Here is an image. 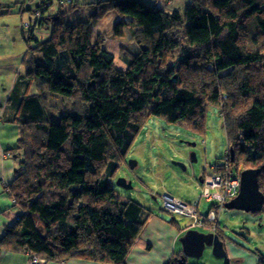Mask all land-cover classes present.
<instances>
[{
	"label": "trees",
	"instance_id": "trees-1",
	"mask_svg": "<svg viewBox=\"0 0 264 264\" xmlns=\"http://www.w3.org/2000/svg\"><path fill=\"white\" fill-rule=\"evenodd\" d=\"M57 1L58 12L47 15L53 0H42L23 27L32 36L14 85L34 92L23 112L21 97L17 116L20 160L7 189L19 214L0 236V254L126 264L152 212L116 195L118 165L104 170L125 162L150 117L204 132L207 108L217 106L229 134L225 157L238 171L259 169L264 195V0H188L181 12L144 0H97L74 24L63 19L70 0ZM110 11L119 17L114 36L131 26L136 42V55L118 54L123 69L102 36L92 37ZM36 28L49 37L34 39ZM178 256L166 264H178Z\"/></svg>",
	"mask_w": 264,
	"mask_h": 264
},
{
	"label": "rangeland",
	"instance_id": "rangeland-1",
	"mask_svg": "<svg viewBox=\"0 0 264 264\" xmlns=\"http://www.w3.org/2000/svg\"><path fill=\"white\" fill-rule=\"evenodd\" d=\"M94 1L97 0L89 2L70 0V3L63 7L66 11L63 15L64 21L67 24H74L86 20L91 12L89 3ZM0 4L3 5L1 10L4 12L0 15V66L12 67L18 61L21 73L26 65V62L21 63L26 48L23 18H26V20L29 17L34 18L30 9L35 2L34 0H0ZM58 5V1L53 0L52 6L46 14H56ZM37 7H34V9ZM20 8H22L21 12ZM35 16H37V13H35ZM118 19L119 17L114 11L107 13L94 28L92 37L96 39L99 35L102 36V45L104 49L109 50L114 55L116 68L123 69L125 64L118 55L119 52L134 56L138 51H136V42L132 39L131 26L124 27L122 35L114 36L113 28ZM38 40L42 39L38 38ZM7 71L8 69L5 70V76H0V91L2 90L1 84L8 77ZM18 85L25 90L23 93L25 97L22 106L23 112L25 102L33 95L34 88L32 85L24 83ZM204 118V132L167 124L159 117L148 118L141 133L136 137L126 155L125 162L110 163L104 170V174L108 175L109 171L115 165H118L117 171L113 175L114 179H112L116 195L122 199H132L161 218H174L183 225L189 224L188 217L190 216H182L170 211H167L169 213L163 212L164 195L173 196L174 199L188 205L196 206L198 204L196 210L200 214L206 215L211 202L206 201L201 196L204 190L201 188L199 178L206 174L218 176V173L223 172L221 170L228 167L235 174L236 172L239 174L241 170L246 168L240 167L238 171L229 162L230 157L227 162L222 160L228 153L229 134L225 127V118L221 116L220 109L217 106H209ZM193 143L195 145L192 146ZM192 153H195L194 161L191 160ZM130 160L136 162L133 169L129 166ZM174 162L185 165V169L175 165ZM219 163L224 165L219 166ZM215 164H217V167H215ZM119 178L130 181L131 188L124 189L116 185ZM214 210L219 213L217 222L220 229H218V226L217 229L218 236L223 244L229 242L238 250L246 252L255 260H251L253 264H257L259 256L264 258V206L262 211L254 214L243 210H226L224 207ZM199 230L206 233L211 231L209 225L199 226ZM241 258L242 256L237 257V259ZM187 259L186 264L229 263L227 258L214 256L210 246L205 248L200 258L189 257Z\"/></svg>",
	"mask_w": 264,
	"mask_h": 264
},
{
	"label": "crops",
	"instance_id": "crops-1",
	"mask_svg": "<svg viewBox=\"0 0 264 264\" xmlns=\"http://www.w3.org/2000/svg\"><path fill=\"white\" fill-rule=\"evenodd\" d=\"M91 1V0H82ZM35 4L30 9L33 12L42 0H34ZM146 4H156L159 8L169 11H183L189 4L188 0H144ZM67 2L64 4L66 6ZM20 8V12H21ZM33 17L28 20L23 18L24 22L32 21ZM35 28V27H34ZM33 28V29H34ZM26 36L25 51L22 55V60L26 52V39L32 36L31 31L25 28ZM38 36H37V35ZM34 39L41 38L42 41L49 37L48 34H44V30L40 32L37 28L33 31ZM32 45V41L30 43ZM21 60V63H22ZM7 71V79L1 84L2 90L0 91V236H2L7 227L12 225L18 217V209L13 205L12 198L8 193L7 185L15 178L19 160L18 151L15 150L16 142L19 136V125L17 116L20 114L19 108L21 105V97L23 96L24 89L19 86L16 89L15 81L16 76L20 74V68L18 61L15 65L0 66V76H5V70ZM15 86V89H13ZM34 92V91H33ZM13 104V105H12ZM15 153V154H13ZM172 197V196H171ZM163 212H167L162 209ZM169 213V212H167ZM173 219V218H171ZM168 219L161 218L156 213L152 212L151 217L147 221L146 225L140 232L139 237L129 250L126 258V264H166L170 261L175 254L182 253V246L179 242V238L185 232V225L170 224ZM177 221V220H176ZM200 231V230H199ZM228 264L246 263L253 264L251 257L246 252H242L231 245L229 242L223 244ZM242 256L241 259L237 257ZM28 257L23 254H17L12 252H3L0 254V264H28ZM255 261V260H254ZM188 262V259H187ZM42 264H111V263H98L92 261H86L81 259H70L63 262H43Z\"/></svg>",
	"mask_w": 264,
	"mask_h": 264
},
{
	"label": "water",
	"instance_id": "water-1",
	"mask_svg": "<svg viewBox=\"0 0 264 264\" xmlns=\"http://www.w3.org/2000/svg\"><path fill=\"white\" fill-rule=\"evenodd\" d=\"M192 146L195 143L191 144ZM231 158L234 157L233 151H230ZM191 160H195V153H192ZM175 165L185 169V165L179 162H174ZM129 166L133 169L136 166V162L129 161ZM259 169H243L241 170L239 177V191L230 199V201L224 204L226 210H238L249 213H258L263 210L264 195L258 185ZM202 177L199 178V182H202ZM116 185L123 187L124 189L131 188V182L125 178H119ZM172 198V197H171ZM179 242L182 246V253L177 257L178 264H186L187 258H200L206 247H212V253L217 258H227L226 251L224 249L223 241L221 238L212 232L205 233L199 230L187 229L179 238Z\"/></svg>",
	"mask_w": 264,
	"mask_h": 264
},
{
	"label": "built area",
	"instance_id": "built-area-1",
	"mask_svg": "<svg viewBox=\"0 0 264 264\" xmlns=\"http://www.w3.org/2000/svg\"><path fill=\"white\" fill-rule=\"evenodd\" d=\"M25 27H29V22L24 24ZM228 157L224 158V161L227 162ZM201 188L204 190L202 193V197L206 199V201H210L212 203V207L209 208V211L206 215L200 214L199 211L196 210V206L188 205L186 203H182L171 198L168 195H164V209L166 211L174 212L178 215H189V219L192 220L191 228H199V226H210V230L214 232L217 230L218 226V215L214 209L222 208L221 205L225 201H230L232 197H234L239 191V175L235 174L231 168H226L224 172L218 173V176L209 175L206 176L205 181L201 184ZM214 208V209H213ZM42 264L40 260L33 257L28 261V264Z\"/></svg>",
	"mask_w": 264,
	"mask_h": 264
},
{
	"label": "bare ground",
	"instance_id": "bare-ground-1",
	"mask_svg": "<svg viewBox=\"0 0 264 264\" xmlns=\"http://www.w3.org/2000/svg\"><path fill=\"white\" fill-rule=\"evenodd\" d=\"M226 202H228V201H225V202L222 203V205H221L222 208L224 207V204H225ZM191 222H192V220L189 219V224H187V225L185 226V228H191V225H192ZM210 232H212V231H210ZM212 233H213V232H212Z\"/></svg>",
	"mask_w": 264,
	"mask_h": 264
},
{
	"label": "clouds",
	"instance_id": "clouds-1",
	"mask_svg": "<svg viewBox=\"0 0 264 264\" xmlns=\"http://www.w3.org/2000/svg\"><path fill=\"white\" fill-rule=\"evenodd\" d=\"M26 23V22H25ZM24 23V24H25ZM30 23V22H29ZM23 27H25L24 25H23ZM234 170V169H233ZM236 174H238L237 172H236ZM239 175V174H238ZM209 176V175H208ZM239 177H240V175H239ZM204 181H202V182H200V184H202ZM168 196H170V195H168ZM171 197V196H170ZM173 197V196H172ZM211 205H212V203H211ZM212 206H210V208H211ZM164 209V208H163ZM165 210V209H164ZM209 210V209H208ZM187 229H194V230H199V228H185V230H187ZM210 232V231H209ZM206 233V232H205ZM208 233V232H207Z\"/></svg>",
	"mask_w": 264,
	"mask_h": 264
},
{
	"label": "flooded vegetation",
	"instance_id": "flooded-vegetation-1",
	"mask_svg": "<svg viewBox=\"0 0 264 264\" xmlns=\"http://www.w3.org/2000/svg\"><path fill=\"white\" fill-rule=\"evenodd\" d=\"M209 174H206V175H202L201 177H202V179H203V181H205V178H206V176H208ZM213 233H215V234H219L218 233V231L217 230H215Z\"/></svg>",
	"mask_w": 264,
	"mask_h": 264
}]
</instances>
